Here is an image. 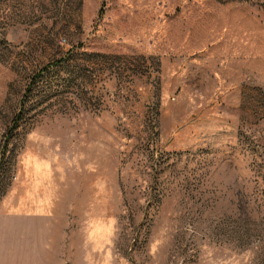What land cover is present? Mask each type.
<instances>
[{"label": "rangeland", "instance_id": "obj_1", "mask_svg": "<svg viewBox=\"0 0 264 264\" xmlns=\"http://www.w3.org/2000/svg\"><path fill=\"white\" fill-rule=\"evenodd\" d=\"M0 264H264V0H0Z\"/></svg>", "mask_w": 264, "mask_h": 264}]
</instances>
